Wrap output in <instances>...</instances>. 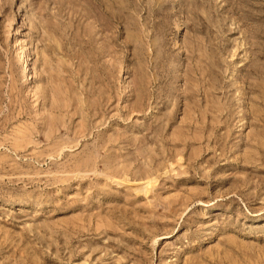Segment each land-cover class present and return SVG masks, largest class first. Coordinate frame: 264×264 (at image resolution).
Returning a JSON list of instances; mask_svg holds the SVG:
<instances>
[{"label":"rangeland","instance_id":"374dc122","mask_svg":"<svg viewBox=\"0 0 264 264\" xmlns=\"http://www.w3.org/2000/svg\"><path fill=\"white\" fill-rule=\"evenodd\" d=\"M0 264H264V0H0Z\"/></svg>","mask_w":264,"mask_h":264},{"label":"bare ground","instance_id":"6f19581e","mask_svg":"<svg viewBox=\"0 0 264 264\" xmlns=\"http://www.w3.org/2000/svg\"><path fill=\"white\" fill-rule=\"evenodd\" d=\"M27 68H28V66L24 65V68H23V70H26Z\"/></svg>","mask_w":264,"mask_h":264}]
</instances>
